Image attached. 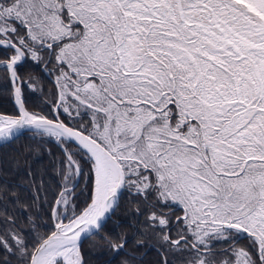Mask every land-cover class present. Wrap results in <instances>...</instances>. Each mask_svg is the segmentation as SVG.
Segmentation results:
<instances>
[{
	"label": "snow or ice",
	"instance_id": "obj_1",
	"mask_svg": "<svg viewBox=\"0 0 264 264\" xmlns=\"http://www.w3.org/2000/svg\"><path fill=\"white\" fill-rule=\"evenodd\" d=\"M0 89V143L61 153L0 264H264V0H0Z\"/></svg>",
	"mask_w": 264,
	"mask_h": 264
},
{
	"label": "trees",
	"instance_id": "obj_2",
	"mask_svg": "<svg viewBox=\"0 0 264 264\" xmlns=\"http://www.w3.org/2000/svg\"><path fill=\"white\" fill-rule=\"evenodd\" d=\"M24 71L33 73L36 76L42 75L31 66L25 68ZM29 96L31 98V94ZM39 103V99H31L32 105ZM14 111L15 106L11 95L0 89V114H11ZM60 161L61 153L55 144H41L38 138H32L31 133L22 135L15 143L0 146V187L7 189L10 185L14 195L28 201L36 193L35 186L29 182L25 175L26 173H32L38 182H43L42 187L47 188L50 195L56 189V179L54 177L58 175ZM8 207L15 212L20 205L13 207L9 204ZM36 207L39 208V205L37 204ZM3 215L5 213L0 210V216ZM46 219L45 217V221ZM21 220H23V217H21ZM120 222V219L114 218V223H110L108 226L109 230L121 231V229L116 228V224ZM123 230L128 231L127 228ZM85 248L91 253L89 257L90 264H108V261L114 259L112 253L101 255V250L94 249L91 242L86 244ZM147 259L149 264H154L156 254L153 253ZM115 264H120V259H116Z\"/></svg>",
	"mask_w": 264,
	"mask_h": 264
},
{
	"label": "water",
	"instance_id": "obj_3",
	"mask_svg": "<svg viewBox=\"0 0 264 264\" xmlns=\"http://www.w3.org/2000/svg\"><path fill=\"white\" fill-rule=\"evenodd\" d=\"M5 144H8V143H7V142L0 143V146H3V145H5Z\"/></svg>",
	"mask_w": 264,
	"mask_h": 264
}]
</instances>
